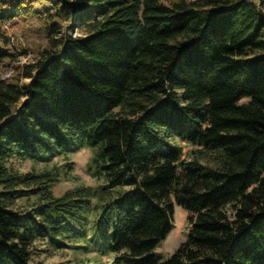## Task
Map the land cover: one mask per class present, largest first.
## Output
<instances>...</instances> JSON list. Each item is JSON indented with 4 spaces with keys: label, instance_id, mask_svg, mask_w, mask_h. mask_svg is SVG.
Masks as SVG:
<instances>
[{
    "label": "trees",
    "instance_id": "16d2710c",
    "mask_svg": "<svg viewBox=\"0 0 264 264\" xmlns=\"http://www.w3.org/2000/svg\"><path fill=\"white\" fill-rule=\"evenodd\" d=\"M30 15L44 21L49 50L24 67L26 84L0 79V264H31L40 238H79L77 216L92 201L102 208L91 235L112 264H264L259 5L9 0L0 2V61L12 56L1 28ZM170 137L213 153L214 165L180 168L182 149ZM77 146L96 151L89 168L104 187L56 197L48 171L10 165ZM22 198L33 199L25 207ZM172 198L190 229L160 259Z\"/></svg>",
    "mask_w": 264,
    "mask_h": 264
},
{
    "label": "rangeland",
    "instance_id": "374dc122",
    "mask_svg": "<svg viewBox=\"0 0 264 264\" xmlns=\"http://www.w3.org/2000/svg\"><path fill=\"white\" fill-rule=\"evenodd\" d=\"M6 1L9 0H0V2ZM157 1L167 5L176 0ZM253 1L259 5L264 14V2L262 0ZM48 5L46 3V6ZM34 11L40 13L41 9L35 7ZM44 25L43 20L30 15L29 17H17L11 24L1 28V32H4L8 41L6 49L12 56L0 61V79L18 77L21 85L28 82L21 77L24 67L34 64L40 58L41 53L49 50ZM61 33L78 34L66 30L65 26L62 27ZM168 143L182 149L180 168L193 162L201 165H214V154L211 152L191 146L175 137L168 138ZM95 152L94 149L77 146L35 162L11 160L10 165L22 173L39 174L48 171L56 180L51 185L53 195L59 197L80 187L100 189L106 185L105 178L89 168V161ZM25 199L17 200L18 205L28 207V203L33 198ZM171 202L173 228L155 250V256L160 259L172 255L185 241L190 229L188 214L174 202L173 198ZM101 208L92 201L88 210H84L77 216L76 220L84 224L85 231V233L80 232L79 224L74 225L76 235L79 237L77 239L69 236L52 241L47 237L36 240L32 248L31 264H112L113 255L105 254L91 235V227L99 216ZM82 233L85 234L84 238H82Z\"/></svg>",
    "mask_w": 264,
    "mask_h": 264
}]
</instances>
